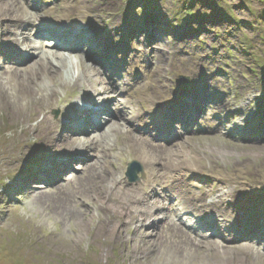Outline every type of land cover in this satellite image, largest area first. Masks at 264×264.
<instances>
[{"label": "rangeland", "instance_id": "374dc122", "mask_svg": "<svg viewBox=\"0 0 264 264\" xmlns=\"http://www.w3.org/2000/svg\"><path fill=\"white\" fill-rule=\"evenodd\" d=\"M0 16V28L9 27L10 44L19 50L13 57L28 56V65L36 56L45 59L41 52L50 57L49 64L34 62L26 71L27 65H13L18 58L0 51V264H264V235L253 234L260 246L241 240L249 237L245 211L264 209V0H0ZM150 25L155 29L146 33L147 39L140 44L133 39ZM102 30L128 32L127 61L116 59L117 54L105 58L97 50L90 54L95 48L109 56L122 50L117 48L121 41L114 44L107 38L99 46L91 44ZM59 32L58 40L43 38ZM28 33V42L40 47L32 56L18 42ZM71 33L74 40H67ZM61 53L69 62L84 63L78 69L87 75L88 81L82 78L87 86L73 82L78 71L71 80L66 76L70 65L56 61ZM93 57L105 68L108 81L104 72H93L96 64L89 66ZM105 83H121L122 89L105 90ZM192 86L200 94L214 92L219 106L225 101L228 108L240 105L244 117L255 116L248 100L261 101L256 105L258 126L249 122L256 131L245 139L227 135L218 124L225 120L212 118L217 114L212 102L210 114L201 112L202 106L194 109L203 115L194 127L185 119L180 125L172 122L177 105L189 100L184 89ZM100 88L95 105L90 100L94 97L85 94L96 95ZM42 92L48 93L44 97ZM91 102L96 109L110 108L109 117L99 112L89 122L70 123L68 115ZM97 121L99 129L92 132ZM83 123L88 126L76 127ZM144 125L156 127L150 132L156 138L180 133L166 142L153 140ZM80 128L90 133L68 134ZM147 156L158 157L155 165L144 162ZM133 161L134 181L125 174ZM148 169L156 173L160 191L176 199L182 211L174 217L172 206L153 209L147 216L153 228L139 222L144 210L139 195L149 190ZM182 175H190L188 184ZM203 175L217 184L213 197L203 193L205 187H193ZM215 219L219 224L211 223ZM224 234L232 239H223Z\"/></svg>", "mask_w": 264, "mask_h": 264}, {"label": "bare ground", "instance_id": "6f19581e", "mask_svg": "<svg viewBox=\"0 0 264 264\" xmlns=\"http://www.w3.org/2000/svg\"><path fill=\"white\" fill-rule=\"evenodd\" d=\"M3 1H6V0H3ZM23 2V1H22ZM12 3V2H11ZM24 3V2H23ZM18 4H19V2H18ZM3 5V4H2ZM7 5H10V3L8 4L7 3ZM6 5V8L8 7ZM12 5V4H11ZM10 5V6H11ZM13 6V5H12ZM12 6H11V8H12ZM15 7V6H14ZM21 9V8H20ZM17 10V9H16ZM17 12V11H16ZM6 13V12H5ZM18 13V12H17ZM6 14H8V13H6ZM6 16V15H5ZM19 16V15H18ZM0 17H3V16H0ZM21 17V16H20ZM7 18V17H6ZM20 19V18H19ZM0 20H1V18H0ZM4 20H5V18H4ZM16 20V19H15ZM21 20V19H20ZM218 20L220 21V19L218 18ZM2 21V20H1ZM82 22H83V20H82ZM17 23V22H16ZM216 24H217V22H215ZM14 25V24H13ZM88 25V24H87ZM32 26V25H31ZM10 27H11V25H10ZM14 27H15V25H14ZM20 27V26H19ZM144 27V26H143ZM146 27V26H145ZM13 28V27H12ZM11 29V28H10ZM41 28H39L38 29V31L40 30ZM108 29V28H107ZM153 29H155V27L153 26V27H151V25H150V27H147V29L145 30V29H143V31L140 33H136V35L137 36H132L133 37V39H135L139 44H140V41H141V38H144V39H147V36H146V33L147 32H149L150 30L151 31H154ZM9 30V27H7V26H5V25H3L1 28H0V51L1 50H3V54H9V55H11V53H13L14 51H16V52H18L19 50L18 49H16L15 47H13L12 48V45L10 44V34H11V32H9L8 31ZM14 30V29H13ZM12 29H11V31H13ZM30 30H32V28L30 29ZM29 30V31H30ZM37 31V32H38ZM83 30H81V32H82ZM111 31H113V30H111ZM133 31V30H132ZM131 31V32H132ZM136 31H137V29H136ZM144 31H146V32H144ZM21 32V31H20ZM108 32H110V31H104V30H102L101 32H100V34H99V36H95V37H93V39L94 38H96L94 41H92L91 40V44H93L94 46L95 45H97L98 44V46H99V42H103L104 43V41L106 40V38L107 39H110L113 43H115V44H117L119 41H121V44H119V46L120 45H122V44H125L126 46H118L117 48H120V49H122L121 51H119V52H117V53H110V56L109 55H107V53L106 52H104V50H102L101 48L98 50L97 48H95L94 49V51H92L90 54L92 55V56H94V54H93V52H96V50L98 51V53L101 55V56H103V57H107V58H111L112 56H114L115 57V54H117V56H116V59H119V57H124L125 59L124 60H126V58L128 59V56L130 55V53L129 54H127V52H128V50L129 49H127L128 48V46L130 45L129 44V39H125L126 37L128 38V36L127 35H125V33H128L127 31H125V32H117V33H113V32H110V33H108ZM144 32V33H143ZM50 33V32H49ZM53 33V32H52ZM85 33H87V32H85V31H83L81 34H83V35H85ZM17 33H15V35H16ZM48 34V33H47ZM80 33L78 34V35H81ZM57 35V36H56ZM56 35H50L51 36V38H50V36L49 37H43L44 39H46V40H48V39H50V40H52V39H56V40H58L59 38H60V36L62 35L60 32L57 34L56 33ZM143 35V36H142ZM167 35V34H166ZM7 36H8V38H7ZM13 36H14V34H13ZM141 36V37H140ZM163 36H165V35H163ZM12 37V36H11ZM29 38H30V33H28L27 35H26V37L25 38H21V36H19L18 37V42H21V44H23L24 46H25V48H26V53L28 52V53H30V55L29 56H32L33 55V53H31V52H34L35 50H37L38 48H40L39 46H34L33 44H31L30 42H28V40H29ZM90 37H88V39H89ZM163 38V37H162ZM15 39V38H14ZM16 39H17V37H16ZM15 39V40H16ZM97 39H98V43H96L97 42ZM149 40H150V42L153 44V43H156V40L154 39V38H151V36H149ZM96 41V42H95ZM115 41V42H114ZM80 41H78L77 43H79ZM86 42V41H85ZM128 42V43H127ZM137 42H135L137 45H139ZM189 43V42H188ZM131 44H132V42H131ZM61 45H62V43H61ZM18 46V45H17ZM67 46V45H66ZM19 47V46H18ZM140 47V46H139ZM24 48V47H23ZM69 49H70V47H68ZM131 49V48H130ZM143 50V49H142ZM8 52V53H7ZM135 52V51H134ZM27 53V54H28ZM42 54H43V56L45 57V59L44 58H42V57H40V56H36V59H35V61L34 62H38V61H41V62H44V61H46V63L47 64H49L50 63V60H49V58L50 57H48V56H46V53L45 52H41ZM121 53H122V55H121ZM133 53V52H132ZM69 54V53H68ZM96 54V53H95ZM189 54V53H188ZM205 54V53H204ZM2 55V54H1ZM1 55H0V64H1V60L2 59H4V57H2L1 58ZM39 55V54H38ZM200 55V54H199ZM210 55V54H209ZM3 56V55H2ZM42 56V55H41ZM211 56V55H210ZM6 57V56H5ZM10 57H13L12 55L10 56ZM27 57L28 56H20L19 58L18 57H13L12 59H15V58H18V61H17V63H15V64H13V65H17V66H26L27 65V67L24 69V70H26L27 68H30L31 66V64L33 63L34 64V62H32L30 65H28L27 63H28V61H29V59H27ZM205 57V56H204ZM204 57H203V59H204ZM71 58V57H70ZM142 58V57H141ZM208 58V57H207ZM48 59V60H47ZM67 59H68V56L67 55H64V54H60V55H58V56H56V61H64V63L66 62V63H68L69 65H70V68H67V69H69V73H67L66 74V76H69V79L71 80L74 76H75V73L76 74H78V75H76L75 77H74V79H73V82H76V81H79V83L77 84V85H82L83 87H84V85L85 86H87L86 84V81H85V79L83 80L82 78H86V80H87V75H80V70L78 69V66L79 65H81V63H83V62H74V60H72V61H67ZM101 59H103V58H101ZM142 59H144V58H142ZM211 59V58H210ZM111 60V59H110ZM199 60V59H198ZM209 60V59H208ZM213 60V59H212ZM61 61V62H62ZM95 61H97L96 59H95V57H93L92 59H90L88 62H89V66L91 67V68H93L92 67V65L91 64H96V63H94ZM107 61H108V59H107ZM127 61V60H126ZM202 61V60H201ZM11 62V61H10ZM14 62V61H13ZM31 62V61H30ZM41 62H39V63H41ZM52 62V61H51ZM115 60L113 61V63L115 64ZM38 63V64H39ZM58 63V62H57ZM63 63V62H62ZM62 63H61V65H62ZM76 63V64H75ZM113 63H111V64H113ZM36 64V63H35ZM88 64V63H87ZM130 64V63H129ZM12 65V66H13ZM40 65V64H39ZM43 65V64H42ZM66 65V64H65ZM64 65V66H65ZM83 65H84V63H83ZM83 65H81L82 67H83ZM97 66H95L96 67V69H94L93 70V72H96V73H99L98 75L100 76V75H102V73L104 72V67L103 66H100V62H99V64H96ZM99 65V66H98ZM116 65V64H115ZM118 65V64H117ZM63 66V65H62ZM80 66V67H81ZM85 66H86V64H85ZM32 67H33V65H32ZM51 66H48V68H50ZM54 67V66H53ZM55 67H57V66H55ZM59 67H61V66H59ZM58 67V68H59ZM69 67V66H68ZM87 67V66H86ZM99 68V70H97L98 68ZM43 68V67H42ZM127 68V67H126ZM31 69V68H30ZM43 69H45V68H43ZM66 69V68H65ZM64 69V70H65ZM85 69V68H84ZM38 70H39V68H38ZM50 70V69H49ZM83 70V69H82ZM88 70H89V67H88ZM125 70V69H124ZM27 71V70H26ZM42 71V70H41ZM45 71H47L46 69H45ZM58 71V70H57ZM66 72H68L67 70H65ZM91 71V70H90ZM98 71V72H97ZM126 71V70H125ZM39 72H40V70H39ZM86 72V74H89V73H87V71H84V73ZM17 73V72H16ZM25 73V72H24ZM23 73V74H24ZM32 73H33V70H32ZM47 73H50V72H47ZM27 74V73H26ZM41 74V73H40ZM83 74V73H82ZM105 72H104V77H105V79L107 80L108 78H107V76H105ZM11 75L13 76V74L11 73ZM28 75V74H27ZM32 75V74H31ZM36 75V74H35ZM18 76V75H17ZM16 76V77H17ZM29 76H30V74H29ZM29 76H28V78H29ZM37 76V75H36ZM31 77V76H30ZM40 77V76H39ZM43 77H44V75H43ZM46 77V76H45ZM90 77V76H89ZM41 78V77H40ZM93 78V77H92ZM195 78V77H194ZM13 79V78H12ZM33 79V78H32ZM49 79V78H48ZM88 79H90V78H88ZM10 80H11V78H10ZM46 80V79H45ZM137 79H135V81H136ZM49 81V80H48ZM88 81V80H87ZM108 81V80H107ZM129 81V80H128ZM131 81V80H130ZM133 81V80H132ZM13 82V81H12ZM53 82V81H52ZM69 82V81H68ZM9 83H10V81H9ZM70 83V82H69ZM135 83V82H134ZM219 83V82H218ZM8 84V83H7ZM11 84V83H10ZM52 84V83H51ZM121 84V83H120ZM120 84H118V85H115L114 87H112L111 86V84H109V83H105V86H104V89L106 90V89H108V90H110V89H117V91H119L120 89H122L121 88V85ZM126 84H129V82H127ZM223 84V83H222ZM39 85H40V83H39ZM79 85V86H80ZM91 85V84H90ZM100 85V84H99ZM53 86L54 85H52L51 87H50V89H49V95L51 94V92L53 91ZM95 86V85H94ZM98 86V85H97ZM96 86V87H97ZM128 86V85H127ZM130 86V85H129ZM36 87V86H35ZM39 87V86H38ZM55 87V86H54ZM70 87V86H69ZM78 87V86H77ZM95 87V88H96ZM102 87V86H101ZM123 87H124V85H123ZM223 87V86H222ZM24 88V87H23ZM45 88V87H44ZM98 88H99V86H98ZM39 89V88H38ZM126 90V89H125ZM208 90V89H207ZM221 90V89H220ZM48 91V90H47ZM64 91V90H63ZM87 92H88V90H86ZM95 91V90H94ZM122 91V90H121ZM126 91H128V90H126ZM186 91V92H185ZM209 91V90H208ZM66 92V91H65ZM184 92L186 93V95L189 97V100L186 102V104H183V105H177V108H175L174 110H176V109H178V108H180V109H178L179 111H177L176 113H173V116H172V118L170 119L172 122H174L175 124H177V125H180L182 122H181V119H185V122L184 123H188L187 125L189 126L190 124H191V126L192 127H194L192 124L194 123V122H196L198 119L200 120L202 117L201 116H203L201 113H199V115L196 113L197 112V110L195 111L194 109H197L199 106H202L204 109L201 111V112H205V114L207 115V114H210L209 112H210V103H211V106L213 105V108L215 109V111H216V113L217 114H213L212 115V118H214V119H218V120H225V121H220V122H218V124H219V127L221 126V128H223L226 132H227V135H230L232 138H235V137H238V138H242V139H245L248 135V137H250V135L251 134H249L248 132H253V131H256L255 129H256V127H253V126H251V123H249V122H251V121H253L257 126H258V121H256V119L257 118H259V112L257 111V109H256V105L257 104H259V105H262V104H260L259 102H257L256 101V103H254V102H252L251 100H248V102H247V106H249V108H253V111L255 112L254 113V115L255 116H250L251 118H249V116H247V117H244L243 116V113H242V111H240V109H241V106L240 105H230L229 106V108H228V105H227V103L228 102H226L225 101V103H223L221 106H219V104L218 103H215V101H213V98H216L217 96L215 95V93L214 92H210V93H208V94H206V93H204V94H200L199 93V91H197V89H196V87L195 86H192V87H189V88H185L184 89ZM38 93H39V91H38ZM43 93V96L45 97L46 95H47V93L48 92H42ZM55 93V92H54ZM64 93V92H63ZM91 93H94V92H92L91 91ZM102 93V91H101V88L99 89V91L96 93V95H91V94H88V93H86L85 94V97H87V96H89V97H94V98H90V100H92V102L93 103H95V105H97L98 104V102H97V100H98V98H95L96 96H98L99 94H101ZM119 93V92H118ZM212 93V94H211ZM30 94V93H29ZM55 94H57V93H55ZM125 95V94H124ZM128 95V97H130L129 96V94H127ZM133 95V94H132ZM32 96H34V95H32ZM36 96V95H35ZM121 96V95H120ZM248 96V95H247ZM57 97V96H56ZM257 97V96H256ZM255 96H253V98H256ZM100 98V97H99ZM127 98V97H126ZM218 98V97H217ZM101 99V98H100ZM227 99V98H226ZM257 99V98H256ZM45 100V99H44ZM18 101V100H17ZM32 101V100H31ZM36 101V100H35ZM27 102H28V100H27ZM91 102V104H89V103H87L86 105H91V106H89V107H94L95 105L93 104ZM182 102V101H181ZM126 103V102H125ZM199 103V104H198ZM16 105H17V103H16ZM49 105V104H48ZM72 105V104H71ZM209 105V106H208ZM68 107V106H67ZM19 108V107H18ZM27 108V107H26ZM227 108V109H226ZM21 109V108H20ZM41 109V108H40ZM91 109H95L94 111H96V112H92L89 108H87V107H81V108H79L76 112H74V113H72V114H69L68 115V117H67V119L68 120H70V123H75V121L78 119V121L77 122H81L82 120L84 121V119L86 120V122H89L90 120H91V118L94 120V118H93V116L95 115V113H99V112H101L105 117H109L108 115V113L111 111L110 110V108H108V110H105V109H100L98 106H97V109L96 108H91ZM112 109V108H111ZM212 109V108H211ZM114 111V110H113ZM135 112V111H134ZM247 112V111H246ZM248 113V112H247ZM119 114V113H118ZM171 114V113H170ZM77 115V116H76ZM73 117V118H69V117ZM210 116V115H209ZM79 117L80 118H83V119H80L79 120ZM153 118H155L157 121L159 120L158 119V117L156 118V117H154V116H152ZM236 117H238V120H237V122H236ZM255 117V118H254ZM46 118V117H45ZM166 119H168L169 117L168 116H166L165 117ZM96 119V118H95ZM128 121L130 120V119H127ZM160 120H165V119H160ZM189 120V121H188ZM144 121H146L145 119H144ZM214 121V120H213ZM234 123H233V122ZM106 122H108V120H107V118H106ZM131 122V121H130ZM159 122V121H158ZM214 122H216V121H214ZM100 122H98L97 121V123H94V131H92V132H95V131H97L98 129H97V126H98V124H99ZM165 123V122H164ZM49 124V123H48ZM170 127H173V125L172 124H169V123H167ZM217 124V123H216ZM45 125V124H44ZM176 125V126H177ZM52 126V125H51ZM57 126V125H56ZM79 126H84V127H86V126H88L87 124L85 125V123H83V124H79V125H77L76 124V127L78 128ZM145 127H146V131L149 133V135H150V139H153V140H155V136H153L152 134H150V132H152V131H154L155 130V126L153 127V126H146V125H144ZM151 129H150V128ZM52 128V127H51ZM75 128V127H74ZM153 128V129H152ZM177 128V127H176ZM39 129V128H38ZM48 129V128H47ZM86 129V128H85ZM83 130L82 128H80V130H78V131H75V132H72V133H68V134H71V135H73V136H75V135H77V134H79V135H82L83 134V132H85L86 133V131L87 132H89L90 133V131H88L87 129L86 130ZM179 129V128H178ZM45 130V129H44ZM71 130H73L72 128L71 129H69L68 131L69 132H71ZM193 130V129H192ZM216 131V130H215ZM47 132V131H46ZM55 132H56V130H55ZM54 132V133H55ZM53 133V134H54ZM76 133V134H75ZM180 132H178V130H177V132H175V134H172L171 135V133L169 134V133H163V135H165L164 137H166V138H163V139H161V138H156L157 140H162V142H166V141H169V140H171V136H175V137H178V134H179ZM257 133V135L260 137L261 135L259 134V131H257V132H255V134ZM44 134V133H43ZM42 134V135H43ZM169 134V135H168ZM225 134V133H224ZM52 135V134H51ZM61 135V134H60ZM84 135V134H83ZM65 136V135H64ZM56 137H58V136H56ZM228 137V136H227ZM262 137V136H261ZM229 138V137H228ZM70 139V138H69ZM75 140H77V138L75 139ZM147 140H148V138H147ZM175 140V139H174ZM62 141V140H61ZM72 141H73V139H72ZM145 141V140H144ZM55 142V141H54ZM174 142V141H173ZM57 143V142H56ZM66 143V142H65ZM75 143V142H74ZM174 143H176V142H174ZM55 144V143H54ZM53 144V145H54ZM88 144V143H87ZM156 144V143H155ZM154 143H153V145H155ZM173 144V143H172ZM52 145V144H51ZM129 145V144H128ZM128 145H127V147H128ZM144 145V144H143ZM175 145V144H174ZM82 146V145H81ZM132 146V145H131ZM145 146V145H144ZM146 146H149V145H147V143H146ZM145 146V147H146ZM151 146V145H150ZM156 146V145H155ZM161 146V145H160ZM226 146V145H225ZM50 147V146H49ZM153 147V146H152ZM161 147H163V146H161ZM87 148V147H86ZM85 148V149H86ZM129 148V147H128ZM131 148V147H130ZM149 148H151V147H149ZM148 148V149H149ZM158 148H159V146H158ZM239 148V147H238ZM56 149V148H55ZM78 149V148H77ZM89 149V148H88ZM143 149V148H142ZM225 149V148H224ZM228 149H229V147H228ZM234 149V148H233ZM82 150V149H81ZM232 150V149H231ZM205 151H212V149H208V148H206V150ZM230 151V150H229ZM234 151V150H233ZM107 152V151H106ZM140 152H141V150H140ZM146 152V151H145ZM151 152V151H150ZM202 152V151H201ZM204 152V151H203ZM220 152V151H219ZM144 153V152H143ZM216 153V152H215ZM218 153V152H217ZM50 154V158L52 157H54L51 153H49ZM141 154V153H140ZM144 154H146V153H144ZM144 154H141L142 156H140L141 158L144 156ZM79 155V154H78ZM153 155V154H152ZM158 155V154H157ZM200 155V154H199ZM202 155V154H201ZM221 155V154H220ZM81 156V155H80ZM155 156V155H154ZM153 156V157H154ZM219 156V155H218ZM152 157V158H153ZM156 157V156H155ZM160 157V156H159ZM180 157V156H179ZM147 158V159H146ZM145 158V161L144 162H146V163H148V162H152L153 164L155 163V159L157 160L158 159V157L157 158H154V159H152L151 157H149V156H147ZM218 158L219 157H215V156H213L211 159L212 160H218ZM221 158V157H220ZM55 159H56V157H55ZM222 159V158H221ZM82 160V159H81ZM83 161V160H82ZM110 161H111V159H110ZM139 161V160H138ZM141 161V160H140ZM213 162V161H212ZM110 163V162H109ZM108 163V164H109ZM102 165H100V167H102L104 164L103 163H101ZM57 165V164H56ZM93 165V164H92ZM95 165V164H94ZM93 165V166H94ZM107 165V164H106ZM111 165V164H110ZM117 165L118 164H116V167H117ZM155 165V164H154ZM159 165V164H158ZM163 165V164H162ZM165 165V164H164ZM58 166V165H57ZM149 166V165H148ZM167 166V165H166ZM80 167V166H79ZM82 168V167H81ZM89 168V167H88ZM90 168H92V166L90 167ZM97 168V167H96ZM158 168H160V167H158ZM163 168V167H162ZM85 169V168H84ZM93 169V168H92ZM98 169H99V167H98ZM61 170V169H60ZM83 170V169H82ZM100 170V169H99ZM99 170H97V171H99ZM59 171V170H58ZM83 171H85V170H83ZM115 171H116V168H115ZM159 172V171H158ZM146 173H148V177H147V179H146V184H148V186H149V190L148 191H146V193H140V194H145V195H139V196H141V199L139 200V201H141V204H142V206L144 207V210L141 212H139V219H140V224L141 223H143V224H141V225H147V224H149V227L151 226L152 228H153V226H154V224L153 223H151V222H149V219H150V216H151V213H152V210L154 209L155 211H158V210H163V209H166L167 210V208L169 207V206H172V210H171V214L174 216V217H177L178 216V213L179 212H182L179 208H177V205H178V203L177 202H174L175 200H171V198H170V195H169V197L167 196V194H163V192H161L160 191V189H159V186H160V184H159V179H158V177L155 175L156 173L154 172V170H146ZM51 174H52V172H51ZM57 174H58V172H57ZM160 174V173H159ZM49 175V174H48ZM196 176V175H195ZM197 177V176H196ZM164 178V177H163ZM181 180L184 182V183H186V184H188L187 183V179L186 178H188V179H191L190 178V175H182L181 176ZM185 178V179H184ZM116 179V178H115ZM197 181H199L198 183H196V185L194 184L193 185V187L194 188H197V190H199V188H203V187H205V189H204V194H211V196L210 197H213L214 196V192L215 191H217L218 190V188H216V186H217V184H216V182L213 180V178L212 177H210V175L209 176H205V175H203L202 176V178H197L196 179ZM57 181V179H55V182ZM113 181V180H112ZM162 182V181H161ZM194 182V181H193ZM114 183V182H113ZM137 183V182H136ZM52 184V183H51ZM57 184V183H56ZM197 186V187H196ZM118 188H119V186H118ZM122 189V188H121ZM224 191V190H223ZM112 192V191H111ZM171 195L172 194H175L174 193V191L173 190H171V193H170ZM220 194V193H219ZM136 195V194H135ZM228 195V194H227ZM232 195V194H231ZM172 197L174 198V196L172 195ZM226 197V196H225ZM154 198V199H153ZM135 199H136V201L138 202V204H139V201H138V197H135ZM150 201L149 203H148V201ZM94 200H96V199H94ZM166 200V202L167 203H163L164 201ZM171 201H173V202H171ZM216 201V200H215ZM219 201V200H218ZM223 201V200H222ZM136 203V202H135ZM230 204H232V203H230ZM229 205V204H228ZM230 206V205H229ZM180 207V206H179ZM153 210V211H154ZM231 210V209H230ZM246 212V216H245V224H243V226H244V229H247V234L249 235V237L248 238H246V237H244V238H241V240H244V243H245V241L246 242H249V244L251 243L252 244V242H254L253 244H257V245H259L260 246V244H258L257 242H256V240H254L255 238L253 237L254 235L253 234H258V233H262L263 235H264V230H262L261 229V226H262V228H264V209H260V211H256V210H254V209H249V210H247V211H245ZM234 213V212H233ZM148 214H150V216L149 217H147L148 216ZM170 214V215H171ZM236 214H238V213H236ZM245 214V213H244ZM154 215V214H153ZM152 215V216H153ZM232 215V214H231ZM165 217V216H164ZM226 217V216H225ZM257 217H260V219L259 220H257L256 218ZM163 218H161L160 220H162ZM202 219V218H201ZM241 219V221H243L244 222V219H242V218H240ZM159 220V221H160ZM202 221H203V219H202ZM200 222H201V220H200ZM211 223H214L215 225H217V224H219L218 223V221L215 219V220H212V222ZM210 223V224H211ZM230 223V222H229ZM228 223V224H229ZM186 224V223H185ZM259 224H263V225H259ZM155 227V226H154ZM215 227H217V226H215ZM221 227V226H220ZM239 228H241V226H239L238 225V222L236 223H234V230H238ZM203 238H205V236H202ZM227 239V238H231L232 239V237L230 236V235H226V234H224V238L223 239ZM219 239V238H218ZM222 239V238H221ZM228 242V241H227ZM217 244V243H216ZM234 244V243H233ZM236 245V244H235ZM245 245V244H244ZM258 246V247H259ZM233 247H235V246H233ZM178 248V247H177ZM217 248H218V246H217ZM248 248V247H247ZM255 248V247H254ZM242 249V248H241ZM249 249V248H248ZM184 250V249H183ZM215 250V249H214ZM239 250V249H238ZM247 250V249H246ZM216 251V250H215ZM252 252H254V251H252ZM251 252V253H252ZM257 255H258V252H257Z\"/></svg>", "mask_w": 264, "mask_h": 264}, {"label": "water", "instance_id": "95a60500", "mask_svg": "<svg viewBox=\"0 0 264 264\" xmlns=\"http://www.w3.org/2000/svg\"><path fill=\"white\" fill-rule=\"evenodd\" d=\"M70 39V36L67 38V40H69ZM115 42V41H114ZM115 44V43H114ZM119 45V44H118ZM115 46H117V45H115ZM184 83H187V81L186 80H184ZM260 103H262L261 101H260ZM258 106H260V105H258ZM259 108V107H258ZM264 111V110H263ZM263 115H264V112H263ZM264 119V116L262 117V120ZM134 164H136V162H134L133 161V163H128L127 164V170H126V172H125V174L129 177V179L130 180H137V177H136V174L135 173H132V171L131 170H134V167H133V165ZM137 172H139V173H141V177H144V173H142V171H141V168L139 167V166H137Z\"/></svg>", "mask_w": 264, "mask_h": 264}, {"label": "clouds", "instance_id": "9594fccd", "mask_svg": "<svg viewBox=\"0 0 264 264\" xmlns=\"http://www.w3.org/2000/svg\"><path fill=\"white\" fill-rule=\"evenodd\" d=\"M74 36H75V33L73 34V33H71V36H70V39L72 38L73 40H74ZM69 37V36H68ZM67 37V38H68ZM81 41V40H80ZM75 43H77V41L75 40L74 41ZM90 106V105H89ZM89 106H87V108H89V109H91V108H94V107H89ZM92 110H95V109H92ZM94 112H96V111H94ZM126 170H127V165H126ZM126 172V171H125Z\"/></svg>", "mask_w": 264, "mask_h": 264}]
</instances>
